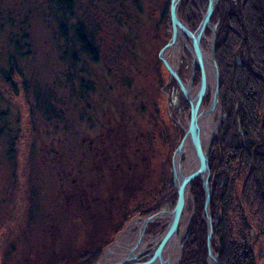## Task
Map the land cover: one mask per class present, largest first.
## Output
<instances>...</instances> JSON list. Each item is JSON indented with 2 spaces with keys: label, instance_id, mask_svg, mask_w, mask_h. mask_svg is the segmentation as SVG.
<instances>
[{
  "label": "trees",
  "instance_id": "1",
  "mask_svg": "<svg viewBox=\"0 0 264 264\" xmlns=\"http://www.w3.org/2000/svg\"><path fill=\"white\" fill-rule=\"evenodd\" d=\"M195 1L203 6L207 0H182L180 10L186 12L189 8L196 12ZM115 2L117 0L110 4ZM131 4L128 11L122 10L124 5L119 6V11L96 5L82 11L77 9L76 0L45 1V9L42 8L40 16L50 26L53 25L59 43L60 60L67 70L62 71L63 77L55 78L52 84L46 85L50 91L46 89L41 95L36 92L39 95L34 93L33 96L34 99L41 98L44 106H50L47 116L36 118L47 127L51 126L52 135L56 136L58 144L67 146L71 138L76 145H86V141H81L87 138L84 132L98 124L97 121H102L99 120L102 116L95 113L91 104H84L83 101L85 93L92 99L98 89L100 106L101 100H104L106 70L94 69L101 65L102 60L106 62L103 66L109 64L114 67L109 70V74L115 82L125 86V89L121 87L125 92L121 96L124 95V102L133 100L135 116L145 113L149 108L150 113L157 115L148 116L150 121L156 122V118L160 117L158 101L162 95L159 89L164 83L160 79V66L163 67V64L157 55L172 33L170 0L161 3L157 16L152 20L142 13L144 4L141 1L133 0ZM9 15L7 12V21L4 22L11 28L8 30L11 38L7 48H11L12 53L7 55V67L0 69V77L6 87L14 86V76L23 78L24 73L16 59L27 61L32 56L27 19H10ZM211 21L217 25L215 61L219 71V102L224 115L220 132L209 152L212 230L218 240H214L216 245L213 248L220 252L219 264H264V0H219ZM110 25L112 30L109 35L112 36L109 52H113L112 57L118 58V62L114 59L109 61V55L106 56L104 52V42L98 39V32H103ZM115 35H120V44H116ZM146 58L154 59L155 65L145 66ZM135 72L144 78V85H141V76L136 81L129 75ZM25 81L22 79V86L26 85ZM148 88L151 96L147 95ZM0 98L6 100L1 88ZM65 100L73 102L69 105ZM126 104L124 108L129 114L130 108ZM68 106L74 107L76 116L65 115ZM6 116V110L0 111V134L9 133L10 137L12 129L4 123ZM157 126L161 129L162 122ZM133 129L128 126L127 133ZM161 130L160 135L165 134L162 137L168 143V132L166 129ZM173 133V138H176L177 131ZM149 136L151 144L159 138L158 132ZM13 138L8 144L10 154L17 142V137ZM124 139L122 136L115 143L127 144ZM172 141L176 142L175 139ZM71 149L62 150V154L66 155L63 161H74L73 155L77 152ZM80 160L86 161L85 158ZM164 179L162 173L160 184ZM169 183L167 178L163 186L169 188ZM192 190L197 209L183 244L182 264H207L206 226L201 218L203 192L199 179L194 181ZM5 251L4 258L10 252ZM99 254L100 248L83 249L71 256H63L59 264H74V260H77L75 264H95ZM1 264H4L2 257Z\"/></svg>",
  "mask_w": 264,
  "mask_h": 264
},
{
  "label": "rangeland",
  "instance_id": "2",
  "mask_svg": "<svg viewBox=\"0 0 264 264\" xmlns=\"http://www.w3.org/2000/svg\"><path fill=\"white\" fill-rule=\"evenodd\" d=\"M45 1L46 0H0V69L2 67H7V55L12 53V49L7 48L8 40L11 38L8 32V30H11V28L9 27V25L7 26L4 22L7 21V12L10 13V19H16L18 17L21 19H27V24L30 27L28 36L32 46V56L27 59V61L23 58L16 59V61L20 65L19 67L21 71H23L24 73L22 79H26L25 86L21 85L22 79L18 78L17 76H14V80L16 79L14 86L6 87L0 77V88L6 96V100L0 98V111L6 110L8 112V116H6L4 123L6 122L8 128L12 129L10 137L9 133H6L5 135L0 134V264L1 257L3 258L4 264H54L55 257H63L68 255L71 256L72 254L80 252L84 248H86V246L83 245V242L85 241L86 231H81V229H76L75 226H72V221L70 217H60L58 219H54L52 217V213H54V211L59 214V207L62 202V199L58 202L55 201L53 198L55 191L58 187L57 182L59 175L57 173L59 160L58 157L55 158L53 154L49 155L48 152L51 151L52 143L54 145H57L58 142L56 136L52 135L51 127H47L46 124L42 122V120L36 118L37 116H47L46 112L50 111V106H44L42 104L43 101L40 100L41 98L39 99L36 97V99H34L33 94H36V92H40V95L41 93H44L47 89L46 85L52 84L55 78L59 79L63 77L64 72L62 71L67 70V67L60 60L61 53L59 52V43L57 40V36L54 32L53 25L51 24L50 26L48 24L49 22L47 23V20L41 18L40 16V11L44 7ZM112 1L115 0H76V5L77 9L79 10L80 8L82 9V11L85 10V8H88V6L90 7L91 5H96L99 7L109 6V9L113 8L119 11V6L124 5L125 7H122V10L128 11L132 7L131 1L133 0H117V2L111 5L110 3ZM134 1H141L142 4H144L142 13H145L146 17L149 16L150 20H152L153 18L155 19L159 6L161 5V3L165 2V0ZM34 3L35 5H32ZM195 3L197 6L196 12L191 11L189 8L186 10V12L182 9L179 11L182 21L191 30L197 29L201 21L202 14L206 11L205 6H208V0L206 1V4L205 1L203 2V6L200 5L198 1H195ZM150 20L147 21L150 22ZM213 24L216 37L217 25L215 23ZM110 30H112L111 25L109 27L107 26L103 32H98V39L104 42V49H106L104 52H106V56L109 55V57H107L109 61L114 59L115 62H118V58L115 59L112 57L113 52H109V45L111 43L110 37L112 36L109 35ZM115 37H117L115 41L116 44H120V35H115ZM211 37V30L208 29V31H206L205 33L204 41L202 43L203 48L205 50H208L209 48L208 41H206L205 39L210 40ZM185 41L186 44L189 46L188 41ZM178 48L179 53L184 52L182 41L180 47ZM184 55H186V57L185 62L183 64L188 65L191 62V57L187 56V54ZM169 58L172 63H176L180 60L178 59V56L175 55V52H170ZM149 59H145V66L155 65L154 59ZM105 63L106 62H103L102 60L101 65ZM108 63L109 62H107V64ZM101 65L96 66L97 71L101 69ZM160 67V79L164 84L160 89L158 88L159 93L162 96L161 99H159L158 101L161 113H159L160 117L156 118V122H162L161 129H168L170 132V136H167L168 143H166L165 138L162 137V135L165 136V134L160 135V132H162V130L157 129L156 131L159 134V138H157L155 141H152V144L150 143L152 145V152H150L149 155L150 157H152L154 179H158L157 189L159 191L162 188H165V190L159 192V196L165 195V193H167L166 188L168 187L163 186V182L164 180L166 181L167 178L170 182L168 184L169 188H171V190H173V192L175 193V187L172 182L173 176L171 161L174 150L177 148L178 144L182 140L184 136V131L188 127L190 116V111L187 103L183 100V97L176 90L175 86L171 84L167 72L162 66ZM87 69L90 70V67H87ZM188 69L189 66L186 67V72L184 75L185 78L189 80V76L187 75ZM129 75L135 78L136 81L140 80L139 76H141V74L139 73L135 72L134 75ZM105 76L106 72L104 73V79H106ZM141 78V85H144V78L142 76ZM196 78L197 79L195 80V83L192 84V87L194 88L198 86V77ZM112 82H114V80L112 79V77H110V75H108V81L106 82V86L107 83L111 84ZM58 83H61V81L58 80ZM118 86L119 87L117 88V90L119 91L121 84H119ZM121 87L125 89V86ZM207 89L208 91L203 107H206L209 104L211 98L210 88ZM47 90L50 91V89ZM98 92L99 89L96 93L93 94L92 99L90 98L88 93H85V98L83 99V101L84 104H86L87 102L90 103L93 107V110H95V113L101 116L102 111H106L105 108L107 105L106 103L108 101L107 97L106 100L102 99L100 106V101L98 98L100 94H98ZM37 95L39 94L37 93L36 96ZM147 95L151 96L149 88L147 89ZM111 98L114 97L110 96V99ZM6 101H8V103ZM65 102H69L70 105L73 101L71 100L70 102L68 100H65ZM132 104L133 100L128 99V103L126 104L127 108H129ZM100 107H102V110ZM220 107L222 109L221 104ZM132 110L133 108L131 107L130 112ZM65 115L76 116V113L74 112V107L70 108L68 106ZM31 116L33 117V120L31 119ZM126 116L127 120L130 119L128 113L126 114ZM147 117L148 116H143L142 119L145 120V118L147 119ZM211 117L213 124L216 126L217 133L211 143L212 146L215 138L219 134L220 129L222 127V121L224 119L223 110L220 123L218 122V110H216ZM32 122L35 129H33ZM129 122L134 123L130 120ZM142 122L143 121L141 120V123ZM95 128V130L97 131L98 124H96ZM175 130L177 131V137L173 138V132ZM47 131H49V133H47ZM15 136L17 137V142L14 146L13 151H11L10 154V147L8 144L10 142V139L13 140V137ZM174 139L176 140V142L172 141ZM74 145H76L74 144V141L69 138L67 141V146L69 148H72ZM211 146L209 148V152ZM209 152L208 183L211 189L212 173L209 167ZM58 154H60V152ZM65 156L66 155H63V158ZM162 173L164 174L165 179L160 184ZM196 179H199L201 181L202 188L201 175L195 176L189 183L188 196L185 203V212L182 214L180 222L178 224V233L181 234L180 240H182L184 234L189 230V226L193 220L195 210L197 209L196 197L194 195V191L192 190L193 183ZM115 183L119 184V182ZM111 184L112 182H110V185ZM99 203L102 205L101 200H99ZM62 205L64 206L63 203ZM201 205V218L205 223L206 214L204 212V192ZM162 209L167 210V207L162 205L161 210ZM209 209L211 223L213 224L210 205ZM47 210H50L51 212L50 217L48 219L43 217L44 211ZM166 221L167 220L165 219H160L157 221V226L149 228L147 234H145L140 244L141 249H134L133 256L136 255L135 258L130 261H126V263L123 264L144 263L149 260L151 258V255L155 253V251L159 247V244L161 243L162 230H164L166 226ZM100 223L101 222L90 227L88 234L93 235L94 231L99 227ZM126 228L127 226L121 229L120 231H117V233H111L110 244L103 247L101 249L102 251L100 250L101 253L98 256L97 262H99L103 258V253L105 249L108 248L111 244H113L118 238V236L123 235L124 233H128L127 236L130 241H133L135 239V236L137 234V226L132 227L128 230H126ZM74 237H76L77 239H74ZM216 239L217 238H215V236L213 235L212 230L211 247L215 253L216 251L213 247L214 245H216L214 243V240ZM252 243H250L251 247ZM5 249L10 252L4 258V254L6 253ZM147 251L149 253L144 255V253ZM53 252L57 254L54 255L55 257L51 256ZM253 252L254 254H256L255 250H253ZM182 262L183 249L181 248V258L179 260V263L177 264H182ZM73 263H77V260H74Z\"/></svg>",
  "mask_w": 264,
  "mask_h": 264
},
{
  "label": "flooded vegetation",
  "instance_id": "3",
  "mask_svg": "<svg viewBox=\"0 0 264 264\" xmlns=\"http://www.w3.org/2000/svg\"><path fill=\"white\" fill-rule=\"evenodd\" d=\"M190 31L194 32L195 30L190 29ZM206 31H208V28H205L204 36ZM204 36L200 37L199 43L203 51H206L202 44ZM185 39L188 41L189 46L182 43L184 52L179 53L178 59L180 60L174 64L178 63L177 73L181 81L188 88L193 89V94H196L198 86L194 88L192 87V84L195 83V80L197 79L196 77H198L199 85L201 80V70L195 60L192 41L187 37H185ZM205 40L208 41V49H210L211 38L210 40ZM183 53L191 57V62L188 65L183 64L186 57ZM187 66H189V69L187 70L189 80L185 78L184 75ZM112 68L114 67L109 65L103 68L106 70L105 86L108 81V75H110L108 72ZM117 68H120V66ZM164 69L167 72L171 84L174 85L176 90L181 94L190 111V104L185 100L175 80L170 77L166 68ZM110 77L112 76L110 75ZM119 84L121 83L115 81L111 84L107 83L106 90L104 91V100H106L107 97L108 101L106 103V111L102 113V117L99 119L102 121H97L101 127L99 128L98 126L96 131L95 125L93 128L84 132L87 135V138H83L81 141L83 143L86 141V145L82 144L72 147V149L77 152L73 155L75 158L74 161L69 162L62 160V150L69 149L68 146H63L58 143L57 145H54L52 143L51 151H49L48 154H53L54 157H58L59 160L57 173L59 175L57 182L58 187L53 198L58 202L62 199L59 207V214L54 211L52 217L54 219L70 217L72 226H75L76 229H81V231H86L85 241L83 242V245H85L86 248L84 249L96 247L101 250L103 247L110 244L111 233H117V231H120L126 226V230L137 226L135 239L130 241L128 238V243H126V246L131 247L130 249H132L129 251L133 253L134 249H138L140 246L142 239L145 234H147L149 228L157 226V221L160 219L167 220L166 226L164 230H162L161 237L163 236L165 229L169 224L170 217L166 214L160 213L169 212L174 208L177 194L175 191L176 196L174 198L173 190L171 191V189L166 188L167 193L159 196V192L165 190V188L158 191V179H154L152 157L149 155V153L152 152L149 135L153 136L154 132H157L155 130L158 129V123L152 120L150 121V118L148 117L147 119L145 118V120L142 118L143 116L157 115L150 113L148 108L145 113L135 116L132 104L129 108L132 107L133 110L128 116L130 117L129 120L134 123H127L126 114L128 112H126L124 105L125 103H128V100L125 102L123 101L124 95L123 97L121 95L123 93L125 94V92H123L121 86L119 91L117 90ZM207 88H210L212 96L211 85H207L206 83L202 105L204 104L207 95ZM110 96L114 98L110 99ZM141 120L143 121L142 123ZM128 126L134 128L133 131L130 130L129 134L127 133ZM167 130L168 129H166V132ZM168 135L170 136L169 130ZM122 136H124V140H126L127 144L115 143V140L122 139ZM85 150H87V153ZM59 152L60 154H58ZM81 158H85L86 161L80 160ZM110 182H112L111 185ZM115 182H119V184ZM99 200H101L102 205L99 203ZM162 205L167 207V210H161ZM50 213V210L44 211L43 217L48 219ZM183 213L184 210L180 215V219ZM152 215L158 216L144 224V220ZM99 222L101 223L94 231V234L89 235L88 232L90 227ZM118 226H120V228L116 230ZM187 232L184 234L182 240H180L182 249ZM176 234L177 237H180L181 235L178 233V227ZM74 239L77 238L74 237ZM148 253L149 252L147 251L144 255ZM54 255L57 254L53 252L51 256ZM132 256L133 255L131 254L130 257ZM152 256L153 254L151 257ZM61 259L62 256L55 257L54 264H59ZM126 260L123 263H126Z\"/></svg>",
  "mask_w": 264,
  "mask_h": 264
},
{
  "label": "water",
  "instance_id": "4",
  "mask_svg": "<svg viewBox=\"0 0 264 264\" xmlns=\"http://www.w3.org/2000/svg\"><path fill=\"white\" fill-rule=\"evenodd\" d=\"M219 0H208V6L206 11L202 14L201 21L194 32H191L188 26L182 21L179 14V7L181 0H170L169 6V14L171 21V29L172 33L167 41V43L162 46L158 51V58L163 63L166 70L169 72L171 78H173L183 94L185 100L190 104V119L188 122V127L184 131V136L177 148L174 150L172 156V175H173V183L175 187V191L177 194V200L174 208L166 213L170 217L169 224L165 229V232L161 238V243L159 247L153 254V256L144 263L137 264H147L152 262L154 259H157L159 264H177L181 258V248H180V237H177L176 231L180 221V215L184 209V205L187 200L189 183L190 181L198 175H201L202 180V189L204 192V212L206 214L205 223H206V245H207V264H219L220 252H214L211 247V239H212V223L210 217V193L211 189L209 187L208 179H209V168H208V152L211 146V143L215 137L216 126L214 127L211 136L207 139L206 144L203 146V150L201 145H198L199 134L202 132V124L201 119L203 117L212 115L216 109H218V122H221L222 118V109L219 104V92H218V83H219V71L214 60V42H215V32H214V24L210 22V18L218 4ZM208 28L211 30L212 37L210 41V50H211V64L213 66V77H212V96L209 104L206 107L202 105V98L205 94V86H206V76L204 67L202 64V55L205 56L203 49L200 46L199 39L201 36H204V30ZM185 37L192 41L194 48L195 60L197 61L200 70H201V80L199 82L197 93L193 94L191 88H188L179 78L177 73V64H172L168 61L167 55L171 52L174 46H177L179 40L182 43L186 44ZM178 47V46H177ZM178 49V48H177ZM189 143L193 152V164L191 163L190 167L184 172L181 173L178 170L179 160L184 151L185 144ZM158 215H152L149 218L144 220V224L148 221H151ZM192 217V214H191ZM190 217V218H191ZM217 240V239H216ZM218 241V240H217ZM170 242L175 243V246L178 250L177 259L173 262L168 258L167 247ZM107 249V248H106ZM136 256V255H135ZM132 256L131 258H127L126 261H130L135 258ZM103 258L97 262L96 264H103ZM122 264V263H120Z\"/></svg>",
  "mask_w": 264,
  "mask_h": 264
},
{
  "label": "bare ground",
  "instance_id": "5",
  "mask_svg": "<svg viewBox=\"0 0 264 264\" xmlns=\"http://www.w3.org/2000/svg\"><path fill=\"white\" fill-rule=\"evenodd\" d=\"M179 11H180V7H179ZM210 22H212L211 18H210ZM215 43H216V39L214 42V54H215ZM180 44H181V40H179V43L177 46L180 47ZM185 45H187V44H185ZM177 46H174V48H172L173 50L171 51V52H175L176 56L179 55V48ZM169 53L167 55V58H168V61L171 62L170 58H169ZM210 53H211L210 49L204 51L205 56L202 55V58H201L202 64L204 67V71H205L207 85H211L212 76H213V66L211 64V54ZM214 60H215V57H214ZM172 64H174V63H172ZM98 66H100V65H98ZM104 67L105 66L101 65L100 68H104ZM163 67H164V65H163ZM94 69H96V67H94ZM191 90L193 92V89H191ZM212 115L205 116V117H203V119H201V124H202L201 131L202 132L199 134L198 145L199 146L201 145L202 150H203L202 146H204V144H206L207 139L211 136L212 131L215 127V125L213 124V121H212V117H211ZM193 155L194 154L192 152V148L190 147L189 143L186 142L185 147H184V151H183V153L180 157V160H179L178 170L181 173H184L190 167L191 163L193 164ZM184 207H185V205H184ZM184 212H185V208H184ZM127 234L128 233H124L123 235L118 236L116 241L113 244H111L107 249H105L104 255H103V261H102L103 264H120V263H123L127 258H131L130 256H131V254L133 255V253H131V251H129V250H132V249H130L131 247L126 246V243H128ZM140 247L141 246H139L138 249L137 248L136 249L140 250L141 249ZM167 252H168V258L170 259V261L173 262L174 260L177 259L178 250H177V247L175 246V243L170 242V244L167 247ZM147 264H159V262L157 261V259H154L152 262H149Z\"/></svg>",
  "mask_w": 264,
  "mask_h": 264
}]
</instances>
